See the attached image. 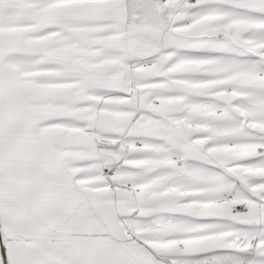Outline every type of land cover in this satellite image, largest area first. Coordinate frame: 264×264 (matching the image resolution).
<instances>
[{"label": "snow or ice", "instance_id": "6c2138e0", "mask_svg": "<svg viewBox=\"0 0 264 264\" xmlns=\"http://www.w3.org/2000/svg\"><path fill=\"white\" fill-rule=\"evenodd\" d=\"M0 264H264V0H0Z\"/></svg>", "mask_w": 264, "mask_h": 264}]
</instances>
